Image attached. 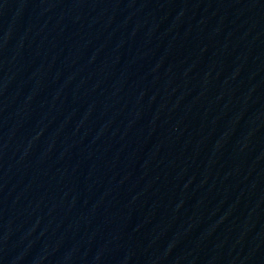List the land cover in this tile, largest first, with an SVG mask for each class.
I'll return each mask as SVG.
<instances>
[{
    "label": "water",
    "instance_id": "1",
    "mask_svg": "<svg viewBox=\"0 0 264 264\" xmlns=\"http://www.w3.org/2000/svg\"><path fill=\"white\" fill-rule=\"evenodd\" d=\"M0 264H264V0H47Z\"/></svg>",
    "mask_w": 264,
    "mask_h": 264
}]
</instances>
